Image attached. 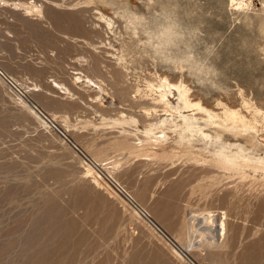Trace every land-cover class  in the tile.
Segmentation results:
<instances>
[{
    "label": "rangeland",
    "instance_id": "1",
    "mask_svg": "<svg viewBox=\"0 0 264 264\" xmlns=\"http://www.w3.org/2000/svg\"><path fill=\"white\" fill-rule=\"evenodd\" d=\"M31 2L42 16L17 6ZM210 7L205 31L227 37L214 89L183 69L126 58L132 20L123 23V0H0V69L23 94L0 77V264H264L263 166L223 170L213 156L224 145L264 162V126L255 114L264 110V66L234 43L247 7L237 10L230 0H210ZM166 78L190 89L191 101L218 114L238 109L253 125L210 129L212 142L182 144L178 111L151 114L164 110L155 90ZM169 98L184 114L197 112L183 107L178 91ZM164 119L174 123L162 128ZM146 129L160 136L166 129L167 138L150 140ZM62 133L99 166L85 163ZM106 177L124 185L152 222ZM209 213L215 226L206 224Z\"/></svg>",
    "mask_w": 264,
    "mask_h": 264
},
{
    "label": "clouds",
    "instance_id": "2",
    "mask_svg": "<svg viewBox=\"0 0 264 264\" xmlns=\"http://www.w3.org/2000/svg\"><path fill=\"white\" fill-rule=\"evenodd\" d=\"M141 12L123 0L122 20L128 25L122 53L128 59L148 60L170 70L183 69L202 88H216L222 75L218 67L221 33H207L210 0H145ZM264 5V0H261ZM235 46L246 57L264 66V6L253 0L240 17Z\"/></svg>",
    "mask_w": 264,
    "mask_h": 264
},
{
    "label": "bare ground",
    "instance_id": "3",
    "mask_svg": "<svg viewBox=\"0 0 264 264\" xmlns=\"http://www.w3.org/2000/svg\"><path fill=\"white\" fill-rule=\"evenodd\" d=\"M230 3L232 5H235V7H237V10H239L241 8L244 9L245 7H248V0H230ZM17 6H20V7L21 6L22 7L25 6L26 7L25 9H27L29 11V13H35L36 12L37 14H39V16L43 15V11L40 8L42 6L39 7L38 4H32V2L30 4L29 3L28 4L19 3ZM109 25H111L110 22H109ZM82 78H83L82 76L76 77L77 80H81ZM84 78H85V81L89 82V84L91 83L92 85H95V86L97 85V82L94 79H92L91 77L85 76ZM55 86L59 87L61 85L57 84ZM99 87H100V85H99ZM157 87L158 88L155 91L157 92L158 97L155 98V100L157 101L158 104H162L163 105L164 110L161 113L160 110L157 109V107H155V108L153 107L154 109H153V112L151 114H155V115H159L160 116V115H165L168 112H171L170 109H173V111L174 110L178 111L180 113V117L182 118V121H183V124L181 123V126L180 125L176 126V127H182L181 128L182 132L179 133L180 142L182 144H186V146H189L190 148H195V146L192 145L193 142H195L194 140H196L198 142L199 141H205V142H209V143L212 142L213 139H214V136L208 132V130H210V129L211 130L215 129L216 132H218V131H222V132H224V131H232V132H235L236 130H238L239 127H243L244 129L247 130V129L251 128V125H253L252 122L250 120H248L247 116H245L238 109H232V108H229L227 106H224L223 112L221 114H218V113L210 110L209 108H206L200 102L191 101V99L189 97L190 89H188L185 86L181 85V83L180 84L172 83L166 78L164 80V82L160 86H157ZM100 89H101V87H100ZM172 90L179 92V98L183 101L182 102L183 105H184L183 107L185 109H187V111L197 110V112L195 111V113H193V114H190V113L189 114H184L183 112L179 111V109L177 107L173 106V104H172V102H171V100L169 98V94L172 93ZM179 104H181V102ZM159 112H160V114H159ZM255 114L260 117V119L262 121V124L264 126V110H262L260 108H256ZM148 115H149V113H148ZM173 115H174V113H173ZM165 118H167V116ZM170 120L164 119L163 121L160 122L161 123L160 126L162 127V125H164V126L167 125V123ZM254 120L256 122H258V119L256 117L254 118ZM117 123L118 122H116V124ZM157 123H159V122H157ZM171 123L168 124V125H171ZM173 123H174V121H173ZM174 125H176V124H174ZM124 127H125V125H124ZM156 127H158V126L154 127L157 130ZM154 128H150V129L152 130ZM166 128H168V127H166ZM151 130H149V131L147 130V132H144V133H146L149 136L150 140L154 139L155 142H158V143L159 142H164L166 140V138H167V132H165L166 129H164V131H161L163 136H160L159 134L151 135V133H152ZM246 130H244V131H246ZM240 131H241V129H240ZM215 137H216L217 140L221 139L220 135H218V134ZM187 138H188V140H187ZM218 148L219 149L217 151H215L213 156H214L215 162L223 170H231V169H233V170H242L246 166H252L254 169H260L263 166V169H264V162H262L261 160H258V162H253L250 158L246 157L247 155H243L241 150H239L238 152L235 151L236 153H233V149H232V152L227 153L225 151L224 145L223 146L220 145V147L218 146ZM85 172L87 173L88 176H93V172H92L90 167L87 168ZM208 215L209 216H208V218H205V221H207L206 224L208 225V227H211L214 224H216V220L214 218L215 215L211 214V213H209ZM204 216L206 217V215H204ZM220 230L222 232L221 235L224 236L226 234L225 233L226 232L225 219L221 223V229ZM199 233L201 234L200 237L205 235V238H206L207 235H206L205 231H201ZM197 235H198V233H197ZM190 246H188V248Z\"/></svg>",
    "mask_w": 264,
    "mask_h": 264
},
{
    "label": "built area",
    "instance_id": "4",
    "mask_svg": "<svg viewBox=\"0 0 264 264\" xmlns=\"http://www.w3.org/2000/svg\"><path fill=\"white\" fill-rule=\"evenodd\" d=\"M0 77L9 85L10 88H12L14 91H16L19 95H23L21 88L19 85L12 79L10 76H8L6 73H4L0 69ZM43 115V114H42ZM46 120H48L50 123L52 121L45 115H43ZM53 124V123H52ZM53 126L57 129V127L53 124ZM63 137L67 140V142L70 144L72 149L87 163L89 166H95L98 167L99 165L94 161L92 158H90L76 143L71 141L66 135L62 133ZM106 183L107 186L116 194L118 195L125 203L128 205L131 209L142 215L144 218H146L148 221L152 222L151 215L147 212V210L142 207L135 199L133 194L119 181L114 179L113 177H106Z\"/></svg>",
    "mask_w": 264,
    "mask_h": 264
}]
</instances>
